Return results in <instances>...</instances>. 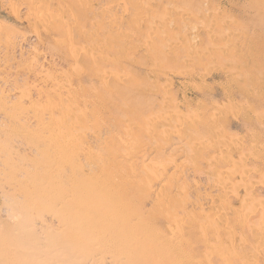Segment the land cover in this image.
Instances as JSON below:
<instances>
[{
  "label": "rangeland",
  "instance_id": "rangeland-1",
  "mask_svg": "<svg viewBox=\"0 0 264 264\" xmlns=\"http://www.w3.org/2000/svg\"><path fill=\"white\" fill-rule=\"evenodd\" d=\"M13 9L0 2V96L12 109L64 102L55 117L82 142L79 179L101 176L139 238L119 241L113 216L95 236L80 214L64 222L54 199L74 197L42 189L47 160L8 134L33 113L0 114V171L16 173L0 172V264H264V0Z\"/></svg>",
  "mask_w": 264,
  "mask_h": 264
},
{
  "label": "bare ground",
  "instance_id": "bare-ground-1",
  "mask_svg": "<svg viewBox=\"0 0 264 264\" xmlns=\"http://www.w3.org/2000/svg\"><path fill=\"white\" fill-rule=\"evenodd\" d=\"M26 1H28L30 3L33 2V0H6V1L5 0L4 1L0 0V2L8 4V6L10 8H14L13 10H15L16 8L21 7L23 5V3L26 2ZM48 16H49L48 12L43 14V13L39 12L38 10H35L34 12L31 13V18L33 20H37V21H43ZM1 37L2 36L0 35V38ZM186 38L188 39V41L191 42L192 34H190ZM189 39H191V40H189ZM193 40H194V38H193ZM7 41H8L7 39L6 40H1L0 39V45H2V44L6 45ZM73 66H75V65H73ZM17 98H18L19 103H20L24 99V96H18ZM3 100L5 101L3 96H0V114H2L4 118H8V119L12 118V120H15L17 115H19V117L17 116L18 118H22L24 116H27V114H29L31 112L33 113V117L31 119L32 122L29 121V120L27 121V119H25V122L23 121L24 123H21L18 126H12V128H11L9 125H7L8 127L11 128V132H8V134L11 137H13V138L15 137L14 139L17 138V139L21 140L23 145L25 143L27 146H29L30 148L34 149L37 152V154L41 155L43 157L42 158L43 160H45V159L47 160L46 161L47 164L43 163L46 166L45 167L43 166V167H44V169L46 168L48 171H50V173L48 172L50 174V176H49V174H48V176L45 174V176L48 177L47 180H46V178H44L42 176L44 178V180L47 181V185H44V186L41 187L40 184L38 183L39 184L38 187L40 186L42 189H45L46 191L50 192L51 190L54 191V189H56V188H57L56 190H60L59 187L61 188V186H62V188L65 189L67 193L72 194V196L74 197V198H72V200L64 201L63 197H65V196H63L62 194L66 195V193L63 192V190L61 191L62 193L60 192L61 193L60 196L62 195L63 197L62 196L59 197V196L55 195V197L57 196V199L56 200L54 199L55 202L53 204L60 206L59 207V211L61 210L60 217L61 216L63 217L62 220H64V222L67 221V223L70 222V223H68V224H70V226L76 224L77 227L81 226L83 223H85V225L87 223L88 228H86L87 226H84V228H86L87 230L88 229L91 230L93 228V233H91V234H94L93 236H95L96 231L98 230V228L100 230L104 228L105 224L107 223L106 220H108L107 217L108 216H113L114 219H110V221H109L110 223L109 222L108 223L109 224H117L115 229L118 231V235L117 236H119V238H120L119 241H121V239H122V241H124V240L138 241L137 239L139 238V235L138 236L131 235L130 233L126 232V229H127V227H129V224H130L129 215L128 214H122V213H114V211H116V210H118L120 208V205L117 203L116 199L112 198L113 196L111 197L109 195L110 187L108 186V183L105 182V183H100L99 184L100 181L98 182V180L101 178V176H97V177L91 179L88 182V184H85V182H86L85 180L79 179L78 176L82 172H81V167L77 166V162L79 161L80 157H82V156L86 157V155H82V153L80 151L81 149L79 148L80 145H82V142L77 137H73V135H72V131L71 130L74 127L69 126V125H71L73 122L72 123H66L67 120L61 119L59 117H55V113L56 112L61 113V111H65L67 109L64 106H63V108H60L61 104H63L64 102L63 103H61V102L52 103V104H50L49 106H46V107H44V105L43 106H35L33 104L32 107H29V108L22 107V103H20V105L16 106L15 109H12L10 106H7L6 103H4ZM59 103H61V104H59ZM29 110H31V112ZM65 126H66V129L67 128L69 129L68 133H66V134L57 133V131H59L60 129H64ZM5 143H7V142H5ZM78 145H79V147H78ZM4 147H6L5 144H4ZM5 149L3 148V152L5 151ZM34 150H32V151H34ZM8 152H10V151H7V153ZM11 152H13V151H11ZM4 154L6 155V153H4ZM5 155L2 154L3 158H4ZM9 155L12 156V154H9ZM2 156L0 158V161L2 159ZM87 156H89V155H87ZM17 157H19V156H17ZM6 159H7V157H6ZM10 159H12V158H10ZM5 160H3L2 163L1 162L0 163L3 164V162ZM34 160H36V159H34ZM37 160H39V159H37ZM37 160L35 162H37ZM7 161L8 160L5 161L6 164H7ZM25 162H26V160H25ZM35 162H34V164H35ZM38 163H39V167H41L40 166V162H38ZM6 164H3V165H6ZM43 164H41V165H43ZM8 166H9V163H8L7 166H3L4 167L3 170L4 169L6 170L7 169L6 167H8ZM27 167H28V164H27ZM37 167H38V165H37ZM43 167H41L39 170H41ZM8 170H9V172H11V175L12 174H16V173H12V171L10 169H7V171H5V172H8ZM0 172H4V171H0ZM8 173H5V174H8ZM44 173H47V171L44 172ZM38 174H39V176L36 174L38 177H40L42 175L40 173H38ZM66 174H69V176H67L66 180L71 179L69 182H65V184H61V182L54 181V179H56V178L58 179L61 176H66ZM1 175L3 176V173H1L0 176ZM6 176L8 177V175H6ZM6 176L4 175L3 178H5ZM37 176H36V178H38ZM108 179H110V178H108ZM33 180H34V178H33ZM39 180L41 181L43 179H39ZM36 181L37 180H35V183H36ZM58 181H60V180H58ZM17 183H20V182L17 181ZM33 183H34V181H33ZM43 183H41V185H43ZM44 184H46V183H44ZM14 186H16V185L14 184ZM20 186H21L22 189H25V188H23L22 185H20ZM13 188H15V187H13ZM19 188L20 187L18 186L17 189H19ZM22 189H19V190L22 191ZM52 191L50 193L53 195ZM110 192H111V190H110ZM112 194H114V193H112ZM159 194H161V193L159 192ZM43 195H44V193H43ZM41 196H39V197H41ZM45 197H47L46 194H45ZM48 200H50L51 202L53 201L51 198L48 199ZM77 214L78 215L80 214L79 220L76 221V223L73 224L72 223L73 221H71V220H74L73 218L75 216H78ZM96 216H99V219H97ZM93 217L96 218V219H93ZM76 218H78V217H76ZM91 219H93V220H91ZM96 220H99V221L97 222ZM74 222H75V220H74ZM132 224H130V225H132ZM90 226H91V228H90ZM81 227H79V228L81 229ZM64 228H65V226H64ZM105 231H106V229H105ZM80 234H81V232H80ZM82 235H84V233H82ZM85 235H86V233H85ZM97 235H99V233ZM74 236H76V235H74ZM81 237H83V236H80V238ZM97 237L99 238V236H97ZM80 238L78 239L79 242L81 241ZM84 239H85V237L82 239V241ZM110 240H111V242L114 241L112 239H110ZM76 242H77V240H76ZM79 242H77V243H79ZM151 243H153V242H151ZM78 245H80V244H78ZM164 245H166V244H162V246H164ZM151 246H152V244H151ZM147 250H144V251H147ZM0 252H2V253L4 252L1 246H0ZM144 254H145V252H144ZM154 257H155V255H154ZM164 258H165V256H164ZM155 262H156L155 264H162V262L159 261V260L155 261Z\"/></svg>",
  "mask_w": 264,
  "mask_h": 264
}]
</instances>
